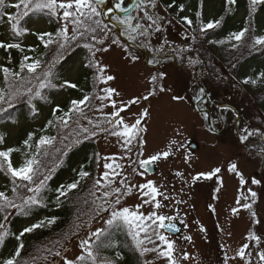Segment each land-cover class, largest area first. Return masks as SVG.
I'll list each match as a JSON object with an SVG mask.
<instances>
[{
    "label": "rangeland",
    "instance_id": "374dc122",
    "mask_svg": "<svg viewBox=\"0 0 264 264\" xmlns=\"http://www.w3.org/2000/svg\"><path fill=\"white\" fill-rule=\"evenodd\" d=\"M216 5L218 6V1ZM215 12L214 4L210 6L205 4L206 19L212 18ZM261 22L264 23V18L261 19ZM42 28L44 25L36 21L29 25V32ZM30 36L27 34L21 44L30 42L28 40ZM107 39L108 36L106 42ZM105 48L108 50H101ZM84 53L87 55L84 64L90 63L94 68L95 90L91 101H88V107V102L81 105L84 106L82 107L83 114L79 115V120L72 126L74 131L80 135L73 145L75 147L83 140H91L94 143L96 147L95 185L100 197H103L105 192L110 193L107 198L103 197L108 210H98L99 214L95 220L87 226L83 224L78 230L80 232L69 243L65 242L58 247L57 237L52 238L54 247L51 248V252L44 256L45 259L37 258L35 264H64L65 259L76 261V257L80 255H84L85 260L83 262L76 261V264H84L86 261L91 263L93 259L87 257L86 252L81 250V241L88 239L91 233L98 229L106 231L109 228L120 226L128 238L129 245H132L134 251L138 253L141 264H168L166 258L158 255V252L165 250V246L154 234L158 232L165 235L158 227V223H153L151 220L146 221L151 225L149 234L155 243L144 239V234L141 233L140 239H144V243L139 249L129 227L122 220L115 222L112 226L106 225L105 221L111 218V212L123 208H128L130 212L138 211L145 217L155 213L157 216L166 217L165 223L172 222L181 226L180 236L165 235L173 243V258L176 264H246V262L247 264H264L258 255V253H264V174L263 179L260 178L263 172L261 159L264 156V144H261L257 138L251 140L248 132H251L255 127L246 128L242 122L239 123L240 142L241 137L248 136V138L243 141L245 142L243 146H238L233 132L235 116L231 112L223 110H221V116L225 123L224 130L219 135H213L206 127L207 116L194 109L197 99L201 96V91L198 88L199 83L210 95L203 103L201 102L199 108L208 110L214 128L217 127L216 104L236 106L237 99L231 98L225 104L224 98L216 93V90L207 81L205 74L201 77L198 75V82H195L193 62L183 65L176 62L174 65H170L167 62L161 66V76L163 77L161 78L163 84L161 88L164 91L161 92V88L158 87L155 92L153 89L155 81H152L155 68L144 59L143 54L138 53L130 56L119 38H112L109 44L104 47L100 45L86 47ZM216 59L213 57V62ZM101 67L105 69L103 73L99 71ZM81 68L82 65L77 63L68 71L67 75L71 84L76 85L75 81L82 74ZM108 75L113 76L114 79L106 83L102 82V79ZM41 83L37 82L35 90L26 95L28 104L32 105L31 123L33 125H42L54 109L68 112L73 107L71 101L81 100L84 97V93H82L84 86L77 85L68 92L65 90L58 93L38 113L33 105L40 96H37L36 92L39 91L41 94L44 90V88H40ZM78 84L81 85L80 82ZM49 87L52 89L54 86ZM106 88L115 89L119 95L113 94L111 99H98L97 97L107 95L103 91ZM150 92L155 93L149 95ZM144 96H149V99L144 100ZM173 96L182 97V99L173 100ZM136 99L139 100L138 103H128ZM113 101H115L117 109L125 108L117 119L122 118L123 123L129 126L134 124L137 119L141 121L138 126L137 138L132 140L127 148L123 145V138L111 134L113 131L122 130L121 126H112L106 123V120L113 119L111 113L116 110L112 107ZM145 110L148 114L141 116ZM63 118L67 119L68 117ZM89 120L93 123L89 124ZM70 121L71 118L69 123ZM22 123L23 121H20L16 125L0 126L1 133L4 135L3 139H0V152L13 149L9 159L12 166L17 169L23 167L33 157V150L28 148L17 150L21 142ZM94 125H98V127H94ZM83 128H87L88 132L81 131ZM259 131L264 138V129L259 128ZM62 135L63 132L60 129V141ZM190 139L198 145L195 153H192L188 147ZM163 152H168L169 155L167 157L161 155L160 159L154 161L156 170L154 175L149 176L140 170L141 160H147L151 156ZM106 157L114 159H105ZM106 163H111L119 175L114 176L113 169H105ZM231 164L237 165V171L245 181L243 185L240 183L241 177H238L235 172L229 171ZM33 168L34 181L40 169L37 164H34ZM216 168L221 171L211 179H205L200 175L201 173H211ZM106 171L109 173L108 183L102 187L100 185H105V181L100 178ZM257 174L260 176H255ZM193 177H199V179L194 181ZM253 179L258 183L253 184ZM98 180L100 181L99 185L96 184ZM1 182L2 179H0ZM149 182L157 190L155 199H153L150 189L139 187ZM116 189L120 190L119 204L115 203ZM250 191L255 192L256 196L252 197ZM237 199H239V203H237ZM157 203L160 205L158 208L155 207ZM244 204H249L251 207L246 209L243 207ZM233 209H238V211L234 213ZM250 234L255 235L258 239H248ZM185 237L190 239H185ZM92 239L96 240L95 237ZM245 244L248 245V248L245 250L244 259H241L237 253ZM94 245L92 251L95 259L99 260L98 264L109 262V259L105 257L107 253L101 250L97 251ZM154 247L156 251H146L141 255L144 248L153 249ZM56 252L61 255L56 256ZM185 254L188 259L183 258Z\"/></svg>",
    "mask_w": 264,
    "mask_h": 264
},
{
    "label": "trees",
    "instance_id": "16d2710c",
    "mask_svg": "<svg viewBox=\"0 0 264 264\" xmlns=\"http://www.w3.org/2000/svg\"><path fill=\"white\" fill-rule=\"evenodd\" d=\"M17 2L18 0H5L4 4L0 5V43H14L20 46L7 51L0 48V96H3L0 100V126L16 125L23 121L21 142L17 150H33L32 159L36 161L40 171L31 184L19 179L14 180L7 172L8 162L0 158V192L4 193L8 200L21 206L19 209L0 210V224L4 226L0 228V233H6L0 241V264H4L8 259H14L15 264H35L37 258L45 259L44 256L51 252L54 247L52 238L57 237L58 247L65 242L69 243L80 232L78 230L83 224L87 226L95 220L98 206L102 205L106 209L108 207L100 193L97 194L95 185L94 143L91 140H83L79 145H73L80 135L72 126L79 120L80 114L74 112L70 123L65 127L62 123L65 112L61 109L54 112V109L42 125H33L32 105L28 104L26 95L35 90L37 82L47 85L33 105L39 113L58 93L71 90L66 86L70 83L67 73L78 63L82 65V74L75 84L84 86L82 93L90 97L89 102L91 101L95 90V74L90 63L84 64L87 56L84 53L85 48L86 45L104 47L112 38H118L114 28L105 23L101 16L107 8L116 10L118 0H103L102 3L90 0L99 14L92 15L91 20L81 26L74 25L71 20L65 21L62 18L63 10L60 9H57L56 15L46 11L30 12L20 18L17 26L21 30L19 35L11 28L14 21L10 23L8 20V14L16 13L17 10L11 5ZM131 3L123 0L121 8L128 10ZM205 4L215 5L216 12L210 19H206V14L204 15ZM254 9L250 12L248 0H236L233 5H228L226 0H138L128 16L115 15L112 22L118 25L121 34L131 42V45H125L130 56L146 53L152 64L163 60L154 69V76L157 77L154 91L161 86V66L167 62L174 65L172 58L181 63L188 57L187 63L193 62V69L201 61L202 69L198 72L199 75L205 74L216 93L224 98L225 104L231 98L237 99V105L233 107L240 113L244 126H259L264 129V45L254 44L255 38L264 37V23L261 22L264 18V4L255 5ZM83 11L91 15L90 9L85 8ZM75 15L78 16L79 13ZM126 17H132V26L139 23L142 27L132 31L128 25L120 24L119 19ZM149 17L155 18L157 22L153 24ZM185 17L192 21L191 26L184 22ZM36 21L43 24L44 28L29 32V25ZM93 21H99L100 28H97ZM215 21L220 23L212 29L201 31L204 25ZM89 25L96 31L84 33V28ZM74 27H79L76 39L71 38ZM246 27L249 31L240 42L231 38L233 33H238ZM65 28L68 39L64 38ZM43 33H50L51 36L45 35L41 40L39 35ZM27 34L31 35L28 39L30 42L21 44ZM49 39L53 43L45 47ZM104 39L105 42H98ZM61 44L64 45L63 48H60ZM213 57L217 58L215 62ZM36 61H39V66L35 72L29 73L26 66ZM22 63L25 65L23 68ZM3 68H8L9 73L5 74ZM51 85L54 86L52 89L49 87ZM60 129L63 132L61 141ZM1 132L0 129V138L3 139ZM30 134L31 140L28 139ZM41 138L54 139L51 144L41 145L37 149V142ZM81 172H87L88 176L81 178ZM45 177L47 179H44ZM40 180H44V184L38 193L27 191L29 186L35 188ZM77 181V187L67 191V186ZM15 185L22 187L13 192ZM61 190L67 194L60 196ZM32 196L36 197L37 203L25 205L24 200ZM5 202L0 200V204ZM53 219L55 222L49 224L48 221ZM37 224H41V227L20 236L25 228ZM17 236H20L19 240L16 239ZM21 244L23 248L20 249V255L16 256V249ZM94 246L97 251L107 253L105 257L109 262L106 264H141L121 226L107 229ZM89 262L84 264H98L99 260L96 258L95 262Z\"/></svg>",
    "mask_w": 264,
    "mask_h": 264
},
{
    "label": "snow or ice",
    "instance_id": "6c2138e0",
    "mask_svg": "<svg viewBox=\"0 0 264 264\" xmlns=\"http://www.w3.org/2000/svg\"><path fill=\"white\" fill-rule=\"evenodd\" d=\"M5 0H0V5L4 4ZM97 3H102L103 0H96ZM123 3V0H118V3L115 5L116 10L120 11L121 9V4ZM226 3L228 5H233L236 3V0H226ZM248 4L250 6V12L254 11V6L258 5V4H264V0H248ZM11 7L15 8L17 11L15 14H8V20L11 23L12 21H14V23H11V28L12 30L19 35L21 30L18 29V24L20 22V18L22 16H27L30 12H47L51 15H56L57 14V9L63 10L62 11V18L65 21H69L71 20V22L74 25L77 26H81L84 25L86 21L91 20V16L92 15H98L99 13L97 12V9L95 7L92 6V4L90 3V0H18L17 3L12 4ZM85 8L90 9L91 15H89L88 13L84 12L83 10ZM181 11H183V8H181ZM76 13H79V15H75ZM199 12L197 13V17H199ZM149 19H151L152 23L155 24L157 22V20L155 18H151L149 17ZM184 22L186 24H188L189 26H191L192 21L189 20L187 17L184 18ZM93 23H95L97 25V28H100V22L99 21H93ZM119 23L122 25H128L129 27L132 28V31H136L137 29H140L142 27L141 24L136 23L134 26H132V17H126L123 19H119ZM220 23V21H215V22H209L206 25H204V27L201 28V31H205L207 29H212L215 26H217ZM102 30V29H101ZM158 30V29H157ZM73 36L71 37L72 39H76V32L79 31V27H74L73 28ZM88 31H92L95 32L96 29L91 28V26L89 25V27H85L83 32L86 33ZM249 31V28L246 27L243 30H241L238 33H233L232 34V39H234L237 42H240L244 36L245 33ZM48 35L51 36L50 33H43L39 35V39L43 40V36ZM81 35H83V33H81ZM64 38L68 39L67 36V29H64ZM95 39V37H93ZM99 43H103L102 40L98 41ZM53 43V41L51 39H49L46 43H45V47H47L49 44ZM113 43H116V41H113ZM254 44L255 45H264V37H257L254 40ZM20 46L18 44H14V43H8V44H4V43H0V48L5 49L6 51L8 49H12V48H19ZM64 45L61 44L60 48H63ZM86 47H90L89 45H86ZM102 51H107L108 49H101ZM27 59V57H26ZM135 59V57H134ZM39 66V61H36L35 63H31L28 64L27 67V71L29 73H33L35 72L36 68ZM21 67H25V65H23V63L21 64ZM2 71L5 74L9 73V69L8 68H3ZM99 71L101 73H103L105 71V69L103 67L99 68ZM13 75H18V74H13ZM47 76V73L45 74ZM161 78H163L161 76ZM98 79H101L100 77H98ZM114 79L113 76L108 75L106 78L102 79V82L106 83L108 81H112ZM157 77L153 76L152 77V81H156ZM248 81H245V83H247ZM253 83H255V81H253ZM46 85L41 83L40 84V88H44ZM69 88H75L76 85L68 83L66 85ZM29 91H31V89H29ZM103 91L105 93H107L106 96L104 97H97L100 100H104V99H111V97L113 96V94L115 95H119L118 92H116L115 89L112 88H106L103 89ZM161 92L164 91L163 88L160 89ZM202 91V90H201ZM154 93L150 92L149 95H153ZM36 95L39 96L40 92L37 91ZM3 99V96H0V100ZM90 97H88L87 95L83 97V99L81 100H73L71 101V104L73 105L72 108H70L68 110V112L65 113V116L68 117L67 119L62 118V123L65 127L68 126L69 124V119L71 118V114L74 112H77L79 114H83V109L80 107L81 105H85L88 101H89ZM144 100H148L149 96H144L143 97ZM173 100H179L182 99V97H178V96H173L172 97ZM139 100H131L128 103L129 104H135L138 103ZM112 107L114 109H116L115 111H113L111 113V117L113 119H108L106 120V123L112 126L115 125H120L121 129L120 131H113L111 134L115 135L117 137H121L123 138V145L125 146V148H127V145L131 144L132 140L137 138V131H138V126L140 125L141 121L140 119H137L135 121L134 124H132L131 126L124 124L123 123V119H117L118 117H120V113L123 112L125 110V108L121 107V108H116V104L115 101L112 102ZM55 111H59V109L54 110ZM148 114L147 110H145L144 112L141 113V116H146ZM51 123V122H50ZM89 124H92L93 122L91 120L88 121ZM94 127H98V125H94ZM107 130V129H105ZM81 131L87 133L88 129L87 128H83L81 129ZM94 134V133H93ZM253 135L252 132H248V136ZM248 136H244L241 137V142H243L244 140H246L248 138ZM2 139V138H0ZM29 140L32 139L31 134L28 137ZM54 138H41L38 142H37V149L40 148L41 145H46V144H51L52 140ZM25 143L27 144V141H25ZM141 146H142V142H141ZM14 151L13 149H9L8 151H2L0 152V158H3L5 161L8 162V166H7V172L10 173L11 177L15 180V179H19L20 181H27L29 182V184H31L33 182V173H34V168L33 165L36 163V161L34 160H28L25 165L23 167L20 168H14L11 164V161L9 159V155L10 152ZM164 156L167 157L169 155L168 152H163L159 155H153L151 156L149 159L147 160H141L140 161V166L142 168L146 169V166L158 159H160V156ZM105 159H114V158H108L106 157ZM105 169H113V165L111 163H106L104 165ZM118 167V166H117ZM221 171V169L216 168L214 169L211 173L208 174H204L201 173L200 175L203 176L205 179H211L213 176H215L217 173H219ZM229 171L230 172H235L236 175L240 178V183L241 185H243L245 183L244 179L242 178L241 174L237 171V165L236 164H231L229 166ZM113 175H119V173L115 172V170L113 169ZM81 178H84L86 176H88L87 172H81L80 173ZM109 173L106 171L103 176L100 178L101 180L105 181V185H100V186H106L108 183V178ZM44 179H47V177H45ZM199 179V177H193V180H197ZM253 184L258 183L257 180L253 179L252 180ZM44 184V180H40L39 184L33 188L31 186H29L27 188V191L29 192H35L38 193L41 189V187H43ZM78 181L74 182L72 184H69L67 186V191H71L73 189H75L77 187ZM96 184L99 185L100 181H96ZM18 187H22L21 185H15L13 187V192L17 191ZM141 189L147 188L151 190V195L153 197V199H155V196L157 195V190L156 188L152 185L151 182L145 184V185H141L139 186ZM115 192L117 193V199L115 200L116 204L120 203V199H119V195H120V190L116 189ZM67 194L66 191L61 190L59 195L60 196H65ZM129 194H130V190H129ZM110 195V193L105 192L103 193V197L107 198ZM145 195H147V193H145ZM250 195L252 197L256 196L255 192H251L250 191ZM0 200H4L6 201L4 204H0V210H3L5 208H16L19 209L21 206L15 204L13 201L8 200L7 197H5L4 193L0 192ZM255 202V201H253ZM37 203L36 197L32 196V197H28L27 199L24 200V204H35ZM237 203H239V199H237ZM99 207V211H107L108 209L104 208L102 205L98 206ZM155 207H160V205L157 203L155 205ZM244 208H250L251 206L249 204H244L243 205ZM236 211H238V209H233V212L235 213ZM99 214V212L97 213ZM253 215H255L253 213ZM5 219H7V217H5ZM165 219L166 217L164 216H157L155 213H152L151 215L145 217L142 214H139L138 211L137 212H130L128 208H123L121 210H113L111 212V218L106 220L105 223L108 226H112L115 222L117 221H123L124 224H126L129 229H130V233L133 235V239L136 242V246L139 249L141 245H143L144 243V239H147L150 243H155L154 241H152L151 239V235L149 234V228H151L150 224H147L146 221L151 220L153 223H158V227L159 228H164L165 227ZM54 219L53 220H49L48 223L52 224L54 223ZM43 222H41L42 224ZM41 224H37V225H33L32 227H28L25 228L23 230V232L20 233V236H23L25 233H30L32 232L35 228L41 227ZM4 226L2 224H0V228H3ZM169 230L171 231H175L176 229L174 227H172L171 225H168ZM104 229H98L97 231L91 233V235L89 236L88 239L81 241L80 247L81 250L83 252H86L87 257H90L93 259V261L95 262V256L94 253L92 251L93 245L96 244L97 241L100 240V237L104 234ZM201 231H203V229H201ZM141 233L144 234V239H140V235ZM158 239L162 242V244L165 246V250L158 252V255L160 257H164L167 259L168 264H176L174 258H173V243L171 241H169V239L165 236L162 235L158 232L154 233ZM6 235V233H0V241H2L4 239V236ZM20 236H17L16 239L19 240ZM92 237H95L96 240H93ZM185 239H190L188 237H185ZM248 239H258V237H256L255 235L250 234ZM23 248V245L21 244L17 249H16V256L20 255V249ZM248 248V245L245 244L243 245L240 250L238 251V256L241 259H244L245 256V250ZM146 251H156V248L154 247L153 249H147L144 248L141 251V255H143L144 252ZM56 256H60L61 254L59 252L55 253ZM260 259L262 261H264V253H258ZM184 259H188L187 254L184 255L183 257ZM227 259V258H226ZM85 260V256L84 255H80L76 257V261H80L83 262ZM76 261H72V260H68L65 259L64 260V264H76ZM4 264H15V260L14 259H8L4 262ZM247 264V262H246Z\"/></svg>",
    "mask_w": 264,
    "mask_h": 264
},
{
    "label": "water",
    "instance_id": "95a60500",
    "mask_svg": "<svg viewBox=\"0 0 264 264\" xmlns=\"http://www.w3.org/2000/svg\"><path fill=\"white\" fill-rule=\"evenodd\" d=\"M200 88L202 89V91H205L203 87H200ZM192 148L194 149L195 147L192 146ZM140 169H141L142 171H144L145 173H147L148 175H153L154 172H155V167H154L153 162L150 163V164H148V165L146 166V169H147V170H145V168H142L141 166H140ZM168 225H171V226L174 227L176 230H175V231H171V230H169ZM162 231H163L165 234H167V235H170V236H173V237H177V236L180 235V233H181V228H180L179 226H177L176 224H173V223H170V222H169V223H165V227L162 228Z\"/></svg>",
    "mask_w": 264,
    "mask_h": 264
},
{
    "label": "flooded vegetation",
    "instance_id": "af4514ba",
    "mask_svg": "<svg viewBox=\"0 0 264 264\" xmlns=\"http://www.w3.org/2000/svg\"><path fill=\"white\" fill-rule=\"evenodd\" d=\"M204 110H205V109H204ZM219 112H220V108H218V118H219V120H220V124H219L218 129L215 131L216 133H214V134H216V135H219V134L223 131L224 127H225V124H224L223 120H221V117H220ZM233 131L235 132V136H236V139H237L238 136H239L238 131H237V125H234V127H233ZM191 142H192V141H190V142L188 141L189 144H192ZM240 145L242 146L241 143H240ZM194 152H195V151H194Z\"/></svg>",
    "mask_w": 264,
    "mask_h": 264
}]
</instances>
